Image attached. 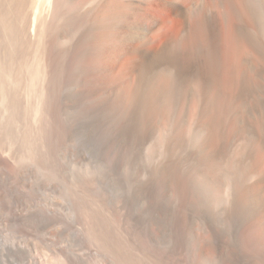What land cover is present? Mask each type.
Segmentation results:
<instances>
[{"label":"bare ground","instance_id":"6f19581e","mask_svg":"<svg viewBox=\"0 0 264 264\" xmlns=\"http://www.w3.org/2000/svg\"><path fill=\"white\" fill-rule=\"evenodd\" d=\"M44 1L0 0V27L49 112L77 65L68 105L139 198L174 196L197 256L264 264V0Z\"/></svg>","mask_w":264,"mask_h":264},{"label":"rangeland","instance_id":"374dc122","mask_svg":"<svg viewBox=\"0 0 264 264\" xmlns=\"http://www.w3.org/2000/svg\"><path fill=\"white\" fill-rule=\"evenodd\" d=\"M2 35L0 264H233L197 256L177 199H140L141 167L98 149L68 105L77 65L57 71L49 112L46 78Z\"/></svg>","mask_w":264,"mask_h":264}]
</instances>
